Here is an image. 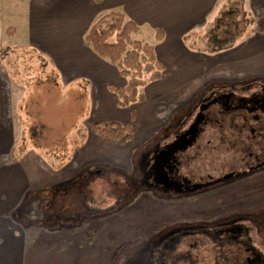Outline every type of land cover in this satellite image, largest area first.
I'll use <instances>...</instances> for the list:
<instances>
[{"label": "rangeland", "instance_id": "374dc122", "mask_svg": "<svg viewBox=\"0 0 264 264\" xmlns=\"http://www.w3.org/2000/svg\"><path fill=\"white\" fill-rule=\"evenodd\" d=\"M39 2L0 0V65L10 77L15 104L17 137L12 158L35 162L44 175L41 194H27V202L10 216L9 239L17 247L11 254L21 257V264H160L153 255L168 230L180 226L213 228L226 216L257 206H261L260 212L251 211L260 218L250 221L255 228L254 241L264 254V169L244 181L194 197H168L147 186L149 153L174 136L195 104L187 105L191 101L188 98L181 100L182 90L170 89L173 78H168L155 86L157 96L120 111L108 88L100 89L106 83L92 87L88 81L63 77L43 49L31 46V35L25 28L28 15L36 12ZM107 12L97 13L92 24ZM251 18L246 16L247 20ZM242 19L240 14L238 20ZM240 24L250 34L248 38L243 35L238 47L246 46L259 32L264 43V23L257 28ZM142 32L145 41L154 44L153 31L145 26ZM204 33L198 30L183 41L187 49L205 53L200 57L206 67L197 93L237 84L264 87L262 70L258 74L244 73L239 71L240 65H233V53L208 52L209 41ZM103 62L109 65L107 60ZM112 71L116 76V68ZM123 81L119 80L121 84ZM151 85L149 82L148 88L141 91L147 94ZM107 99L108 116L112 118L102 120L101 110L107 113ZM115 120L133 124L135 135L129 145L103 140L95 133V124ZM216 128L207 127L204 138L219 151L208 152L197 160L193 167L199 170L195 171L199 176L214 171L215 175L229 173L238 163V150H229L225 144L226 130ZM261 144L264 148L262 139ZM202 145L211 149L206 143ZM230 155H234L233 160ZM5 241L7 245L8 237ZM197 251L198 264H214L210 243Z\"/></svg>", "mask_w": 264, "mask_h": 264}, {"label": "crops", "instance_id": "0c3cea01", "mask_svg": "<svg viewBox=\"0 0 264 264\" xmlns=\"http://www.w3.org/2000/svg\"><path fill=\"white\" fill-rule=\"evenodd\" d=\"M39 1L41 2L38 4L36 12L30 13L28 24L25 23L28 36L31 35L30 43L33 44L31 46L36 45L43 49L49 55L56 71L70 81H88L92 87L108 83V87L106 84L100 85V89L104 86L106 89L108 88V93L116 98L117 109L124 111L126 108H119L117 95L111 92L110 86H124L126 80L123 79L124 84H121L119 80L121 81L122 77L118 69L110 63L107 66L103 62L104 59L99 57L85 40V35L97 13L104 10L124 13L128 19L140 26L142 37L143 27L147 26L149 32L153 31V45L156 48L159 61L165 66V72L160 80L152 82L147 94L143 92L145 101L136 104L146 103L148 97L157 96L155 86L158 87L168 78H173L170 89L182 90L183 94L181 95L184 98L183 96L179 97L183 100L185 98L191 100L187 104L190 106L196 104L197 99L201 97V94L196 91L201 85L200 78L203 67H206L200 63V57L205 53L199 52V54L194 49H187L183 41L198 30L206 31L213 20L218 17L223 6L231 0H105L100 5L93 0ZM244 2L248 12L247 16L253 19V27H261L264 23V0H244ZM157 29H162L164 32L161 41L157 40ZM249 34L250 30L245 33L244 37L248 38ZM244 37L241 41L244 40ZM262 42L261 32H259L246 46L240 48L237 44L226 52L233 53L232 62L233 65H240L239 71L258 74L261 73V70L264 72V56L261 57V45L264 44ZM115 68L117 77L112 71ZM147 86L143 89L148 88ZM189 92L191 93L189 94ZM105 98H107L106 95ZM108 103L110 104L107 99L105 104L107 113L103 114V110H101L102 120L108 116L110 107ZM14 106L13 85L10 82V77L2 71L0 65V264L22 263L21 257L11 254V251L17 250V247L16 243L11 244L9 239L11 229L8 222L13 212L22 203L27 202L25 201L27 194L34 193V196L41 194L40 186L44 181L43 171L35 162L12 158L17 137ZM114 113L118 118L116 110ZM108 117L112 118V116ZM115 121L130 123L127 120ZM130 143L119 145L127 146ZM31 197L30 199H32ZM257 207H252L251 210H261V206ZM2 225L5 227L4 231L1 229ZM7 237L9 242L6 245Z\"/></svg>", "mask_w": 264, "mask_h": 264}, {"label": "flooded vegetation", "instance_id": "af4514ba", "mask_svg": "<svg viewBox=\"0 0 264 264\" xmlns=\"http://www.w3.org/2000/svg\"><path fill=\"white\" fill-rule=\"evenodd\" d=\"M194 107L198 111L195 113L192 108L174 136L157 145L148 155L145 183L168 197L187 198L212 192L251 178L264 169V148L261 146V139L264 140V87L261 84H237L225 90H211L201 94ZM211 125L221 132L226 130L225 144L229 150H238L235 155L238 163L229 173L221 171L215 175L217 171H214L199 176L195 173L199 170L193 165L196 166L204 154L219 151L216 146H211V140L204 138L205 129ZM204 143L211 149L203 147ZM230 156L233 160L234 155ZM254 213L231 214L213 228L180 226L170 229L160 239L153 257L160 264H198L200 254L194 253L201 245L210 243L214 264H264V254L253 237L255 228L250 220L260 218Z\"/></svg>", "mask_w": 264, "mask_h": 264}, {"label": "trees", "instance_id": "16d2710c", "mask_svg": "<svg viewBox=\"0 0 264 264\" xmlns=\"http://www.w3.org/2000/svg\"><path fill=\"white\" fill-rule=\"evenodd\" d=\"M93 1L100 5L105 0ZM240 14L242 21L238 20ZM247 15L244 0H231L225 4L205 31V39L210 46L207 51L220 53L235 47L246 32L240 23H247L246 26L254 23L252 18L246 19ZM156 36L161 41L163 30L157 29ZM85 40L99 57L115 66L126 80L124 86H110L111 92L117 95L119 108L144 102L146 98L141 90L149 82L163 77L165 66L159 61L155 46L143 39L140 26L122 12L112 11L101 16L91 25ZM94 131L101 138L121 145L131 142L135 135L132 123H97ZM35 133L36 129H33V138Z\"/></svg>", "mask_w": 264, "mask_h": 264}]
</instances>
